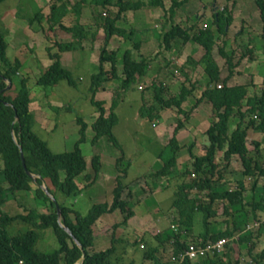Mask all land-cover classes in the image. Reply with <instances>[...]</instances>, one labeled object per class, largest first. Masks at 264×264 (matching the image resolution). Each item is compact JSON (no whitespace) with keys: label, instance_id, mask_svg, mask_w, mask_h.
<instances>
[{"label":"trees","instance_id":"trees-1","mask_svg":"<svg viewBox=\"0 0 264 264\" xmlns=\"http://www.w3.org/2000/svg\"><path fill=\"white\" fill-rule=\"evenodd\" d=\"M4 0H0V3ZM99 6L103 9L100 14L99 22L95 26L102 28L103 31V46L100 49L98 59L99 71L92 76L91 90L96 92L101 83L105 80H115L117 75V53L116 51L108 52L106 46L110 39L115 36H121L127 40L132 39L134 30H128L121 25L116 24L123 13L134 11L143 6L160 7L163 5L162 0H116L112 4L117 7L113 14L108 6L111 0H78L72 5L69 0H54L49 6V13L46 15L48 21V29L52 31L54 27L63 30L67 34H71L73 39L68 42L55 43L59 51H69L80 45L81 41L86 39L87 31L84 26L79 23L80 9L82 4ZM259 9L260 17L263 22L261 39L264 45V0H255ZM178 6L176 1H173L168 8L171 13ZM72 8V9H71ZM73 13L76 21L69 26L63 23V18ZM40 12L36 13L30 22L41 18ZM231 14L226 6L222 10L215 11L212 25L191 32L189 29L181 27L180 24H171L168 29L162 32V44L164 47L176 40L185 44L191 42L200 45L203 53L198 60V64L202 67L206 78V86L200 95V99H206L211 103L212 111L215 114V120L212 121L209 127L205 130L208 138V145L202 155H193L190 150L189 154L192 158V172L190 169H184L177 177L178 183L174 192V200L172 207L177 210L179 216L177 218L176 231H169L167 238L172 242L170 260L175 264H196L188 260H179V256L187 249L189 243H205L215 241L222 237H229L236 232H242V229L234 232V229H224L214 231L211 228L210 218L215 216V206L220 199L226 200L227 205L223 206V213L228 214L230 208H234L235 212L240 211L245 205H250L253 211V217L256 218L257 211L264 213V183L261 189L259 200L255 201L254 196L249 200L245 197V188L242 181H237L235 189L216 191L212 188V177L215 171H219V164L216 160L218 154H222L225 164L229 163L232 156H238L241 160L243 171L242 174L246 177L253 178L252 190L255 189L257 178L264 177V164H260L258 157L259 151L264 149V136L253 144V149L250 150L246 144L247 128L253 127L264 134V88L261 89L259 96H247V85L236 84L228 86L226 81L233 74L235 63L232 55L224 52L223 46L218 49V52L225 59L228 74L222 80L220 79V69L212 56V48L216 43L220 34L226 32V27L229 25ZM94 35V33H93ZM133 47L138 48L139 42L134 41ZM6 41L4 34L0 30V90L7 85V81L14 86V96L6 95L5 92H0V161L2 167L0 169V208L10 195L19 192H26L32 189L30 183L35 184V192L38 199L46 201L51 210L47 212H39L36 209L29 210L26 214L9 215L2 212L0 209V264H74L84 253V261L82 264H121L120 259L126 253L123 246L122 251H118L117 244L123 242L122 239L115 237L114 231L120 224L125 223L128 217L132 214L129 208L132 205V197L127 193L137 189L139 186V178L129 183H123L121 176L116 177V184L112 189L113 198L111 203L103 202L93 204L85 215L72 210L65 204V199L71 195H76L82 188H78L75 179L86 170V161L79 147V144L84 141L85 124L78 119L80 123L79 139L74 144L70 151L53 153L47 146V143L39 138L32 130L33 113L29 109V90L27 87V78L20 76L18 70L20 62L18 60L10 61L6 56ZM46 50L50 51V47ZM52 63L40 73L36 79V83L43 87L54 86L61 80H65L69 85L75 83L71 77L70 71L60 63L59 53L50 54ZM109 63L110 69L104 71L103 63ZM147 60L141 58L137 61L132 57L130 49H125L121 55V75L118 94L124 92L132 83L145 75L147 70ZM108 75V76H106ZM221 82V83H220ZM220 83L221 86L217 87ZM264 84V83H263ZM152 88V104L142 106L139 109V114L143 117H148L151 122L158 117V104L164 108H176L178 113L185 114L181 108L188 95L191 93L192 87L187 88L182 85L179 92L166 99L161 98L162 88L156 84L151 85ZM148 89V88H147ZM121 96V95H120ZM120 96L117 97L120 98ZM115 96L112 98L109 106V111L105 114L103 101L91 99L92 104L96 107L98 116L91 123L93 131L92 144H94L101 136H106L107 139L116 147H118L116 139L112 133V128L117 122V117L114 108L117 105ZM245 103L248 108L243 112L239 110L242 104ZM147 105V104H146ZM237 109L239 111L240 121L236 127L228 134V120L232 112ZM246 113H254L258 118L257 121L251 119L248 121V126L242 127L241 122ZM181 120H177L173 129L171 138L166 143V152H169L168 157L164 160L163 165L154 173L155 177L167 176L170 170L176 165V153L180 146L176 139V133L181 128ZM15 136V139L13 137ZM259 146H263L259 149ZM22 150L25 168L31 173L37 175L35 179L30 178L21 164L20 150ZM253 151V152H252ZM221 152V153H220ZM119 160V159H118ZM90 166L93 170L92 179L97 177L101 163L99 155L95 154L91 157ZM63 172L61 177L60 172ZM125 175V169L123 170ZM197 177L190 179L189 188H186L185 178L187 175ZM209 175V176H208ZM89 179L91 176L85 174ZM220 177V176H219ZM144 181H148L143 178ZM2 183L7 184V188L1 186ZM44 183L48 191L53 195L55 201H51L43 192L40 185ZM149 183V181L147 182ZM193 185L198 187L208 188L206 200L198 198V195L191 197L190 190ZM124 192L126 193L124 195ZM60 195V198L59 196ZM55 203L60 209L61 222L67 226L72 236L64 231L57 223V212ZM119 210L123 215L121 223L112 225V236L110 246L104 250L90 251L93 247L94 240L106 234L108 227L105 226L101 230H94V224L105 213H111ZM200 213L201 217L197 220L201 221L202 230L196 234H192L194 227L195 214ZM73 214V217L71 216ZM260 218V217H259ZM257 219V218H256ZM14 221H22L32 228L18 234L9 235L7 226ZM235 225V224H234ZM262 224L260 227H263ZM259 227V228H260ZM51 228L56 235L59 247L50 252H40L35 249V244L38 234L35 229ZM193 235L194 241L188 242L186 235ZM165 237V238H166ZM73 238L81 244L80 249L74 242ZM146 245L143 249L144 259L154 261V264H163L157 257V253L164 244V238L159 233L143 235L142 239ZM252 230L243 232L239 238L232 242L230 246L225 248V252L220 255H214L211 258L205 257L202 259V264H243L238 255V246H246L251 243ZM143 243V248L145 247ZM136 244V243H134ZM252 246L247 248V254L250 255L248 264H261L264 259V249L255 257L252 255ZM235 251V252H234ZM170 262V261H169Z\"/></svg>","mask_w":264,"mask_h":264},{"label":"rangeland","instance_id":"rangeland-1","mask_svg":"<svg viewBox=\"0 0 264 264\" xmlns=\"http://www.w3.org/2000/svg\"><path fill=\"white\" fill-rule=\"evenodd\" d=\"M41 1L42 0H4L0 3V15H2L3 12L8 7L16 8V10H18L19 14L21 15L31 16L30 14H36L38 12H44L45 14H48L49 6L44 5L42 8H40ZM53 1L54 0H50V3ZM69 1L72 5L75 0H69ZM115 1L116 0H111V4L108 6V8L111 10L113 14L117 10V7L112 4ZM206 1L208 2V4L206 3ZM28 2H30V4H28ZM231 2L232 1H229V3ZM201 3L207 4L206 9H204V7L200 5ZM213 3H214L213 0H201V2L199 0H195L191 4V8L193 9L199 8L205 11L206 14H209V17L206 18L212 21L213 19L211 17L212 11L210 7ZM87 4L83 6L82 12L84 15H86V18L94 19L93 15H95L96 9H101V7L91 6L89 4L87 7ZM220 4H227V0H221ZM90 7H92L93 9H91ZM71 17L72 15H68L65 18H63V23L64 24L68 23ZM42 18H44V15H42ZM34 21L37 22V20ZM144 22L145 23L143 24L142 29L135 28L136 30H134L131 40L130 39L127 40L125 38H122L121 36L115 35L110 39L108 46L105 47L108 52L116 51L117 53V57H118L116 63L117 72L118 70L119 71L121 70V55L125 50V48H127L128 45L131 46L132 49L134 48L131 43L132 41H136V40L141 41L142 39H144V41L147 42L150 40L151 41L150 43L152 44V40L154 39L152 45L154 48L149 50L148 53L152 54L154 50L158 49L159 45H161L162 52L164 54H167V52L163 49L164 45L162 44V29L158 27L160 26V20L147 18L145 19ZM202 27L205 28L207 27V25L204 23ZM238 28L242 29L244 27L238 25ZM125 29L128 30L129 27L127 26L125 27ZM0 30L4 34V39L7 42H9L10 39L8 36H10L9 33L10 31L6 26V22L5 23L0 22ZM241 33H243V31ZM150 36L152 38H150ZM230 45H232V42ZM42 46H40L36 41L34 50L36 52H40L43 50ZM102 46H103V39L101 40L99 39L98 43H96V48L94 51V59H96L95 60L96 62L94 64L91 65L88 64L89 62L88 57L89 55H91V52H88L86 56H81V55L80 57L75 56L74 63H72L71 67L67 66L71 73V77L75 81L73 85H69L67 81L61 80L57 83L56 86L42 87V91L44 92V94L41 93L40 94L41 97L55 101L53 106L50 108V112L45 110L46 115H48L47 117L51 118L49 119L51 128L50 129L47 128L46 130L40 129L39 126L37 125V121L34 119V121L32 122V126H33L32 130L39 138H41L47 143V146L51 152L60 153V152L70 151L73 149L74 144L81 136L79 134L80 123L78 122V119H80L85 124L86 129L84 132V141L79 144V147L82 151L84 159H86L88 162L89 167L87 173L91 177L89 179L88 178L85 179L84 174H80V176L77 178L79 184L86 186L88 182H91L93 176V170L90 166L91 157L98 153H100V155L102 156V153L97 152V150H102L105 146H107V148L110 149L111 154L113 150L117 151L118 149V151H120L121 156L122 157L124 156L123 158L124 160L122 161V163L121 162L119 163V167H118V169L122 172L125 169V176L124 173L123 175H119L121 176V180L123 181V183L126 184L129 183L130 181L132 182L136 180V177L138 176L139 180L136 182L137 183L139 182L140 187L144 186L145 181L143 178L150 181L151 184L148 183L146 185L149 186L151 185L152 187L154 181L162 180V178L159 179L160 177H155L154 173L163 165L164 160L169 155V152H166L167 148H165V146H166V142H168V140L170 139L169 136L170 134L168 132L173 127H175L174 124L176 123V120L174 119L171 120V123H169L168 125L164 121L162 122L160 121V128L167 130V133H165L161 137L159 134L160 129L157 128L154 129L155 128V125L153 124L154 121L151 122L148 117H143L139 114V109L142 106L146 107L153 103L152 92H151L152 90L145 88L143 90L138 89V84L143 82V80L140 81L137 79L136 82L132 83L124 92H121V94H118V91H120L119 88L120 83L118 81H115L114 79L109 81L106 80L105 82L109 83L110 92L106 90V93H103L100 90V93L99 92L93 93L91 90L92 76L99 71V63L97 61L99 59L100 49ZM221 46L225 47L224 45H222V42L216 44L217 52H214V54L215 56H217L216 57L217 62L220 63V65L223 68L224 65L226 66V63L224 58L218 52V49ZM246 46H247V42L245 41V36H242L240 39H237V41L234 43V49L231 50L230 48L228 52H232L233 53L232 57H234L236 60L237 58L239 59L238 69L240 70V76L236 79L238 81L245 82V84L248 85L247 96H250L251 94L259 96L261 93V87L264 85L263 84L264 73H262L263 79H260V81L262 82L257 81L258 84H251V87H249L250 85L247 84V82L250 81L251 74L249 68L248 69L245 68V64L246 63L248 64L251 61V59H250V55L247 53ZM133 50L132 53H134ZM57 51L59 52L58 48ZM9 52H10L9 50L6 52V56L8 58L11 56V53ZM28 54L31 56L30 52ZM37 55L39 54L37 53ZM28 61L30 60L28 59ZM159 63L162 64V60H160ZM261 63L264 66V62ZM25 65L27 67L29 66V63L27 62ZM102 68L104 71L105 69L109 70L110 69L109 63L107 62L103 63ZM39 72H37L36 69H33V73L29 74L30 81L28 83V88L32 90L31 94H33L34 89H36L35 86L36 84H34L35 82L32 83V80L36 76H39ZM197 72L198 75L201 74L200 69H198ZM23 74L27 75L25 72ZM183 85H189V83L186 84L185 82H183ZM4 92L6 95L8 94L11 97L14 96L15 95L14 86L10 84V87L6 89ZM114 96L116 99L118 96H120V98L117 99L118 100L117 105L114 108V112L117 117V122L112 128V133L116 139L118 147L108 142L106 136H101L97 144L93 145L91 140L93 137L91 123L93 121L92 115L94 114L96 107L94 106V104H92L91 99L93 98L94 100H100V101L106 99L105 107L109 108L112 98ZM143 98L144 99L150 98L149 100L150 102L149 101L143 102L142 100ZM154 105L155 107L157 106L158 109L161 108L160 106H158V104L154 103ZM242 107H244L243 109H245L246 105L243 104ZM168 111L170 114L174 115L175 112L174 109L171 108L168 109ZM33 113L36 114L35 112ZM184 115L185 114H183V116ZM244 118L242 119L244 125L248 124V121H250L251 119H254L255 121H257L258 119L254 113H246ZM239 119L240 117L237 111L235 112L233 111L228 120L229 132L236 127L237 121ZM198 132L199 133L195 135L194 138L196 139L195 140L196 144L199 146V142L202 140V136H204V133L202 129L201 130L198 129ZM184 142L186 144L183 145L184 147L183 146L180 147L179 149L180 151L176 156V159L178 160L176 166H174L170 170L167 176L163 177V181H161L160 186H158L159 191H157L153 196H151L152 194L151 195L148 194L146 191H143L144 194L141 195L139 190H138L139 192H136L135 190V192L131 191L127 193L131 197L133 196L131 202L134 209L133 211L135 213V214H131L128 217L127 221L130 222L133 221L131 220L134 217L132 215H136V214L138 215L144 213H146L150 217V219L148 222H144L143 226L140 224L134 225L133 222H131L130 226L125 225L124 227L123 226L120 227L122 232H120V230L117 228L114 231L115 237L118 235V237H120V239L123 240V242L117 244L118 251H122V249L120 248H122L123 246L126 249V253L123 255V258L120 259L121 264H154V261L151 260L149 261L147 259L142 258L144 252L143 249L146 248V245L143 242V240H141L142 239L141 234L146 235V233L150 234V232L151 234L159 233L164 238V244L161 246L158 253L156 254L159 260L162 261L163 264H175L174 263L175 261L172 262L170 260L172 242L169 240V238L166 237L169 231L175 232L176 229L179 228V226L177 225V218L179 214L177 210L174 209V207H172V203L175 198L174 192L178 183L177 177L181 174V172H183L184 169H190V172L193 171L192 158L188 151L192 139L191 141H187V142L182 141V143ZM196 144L193 150L191 149V151L194 152L196 155L197 154L202 155L204 152H198L197 151L198 149L196 148L197 147ZM248 147H251L253 149L251 144H248ZM216 160L219 164V171L216 170L212 177L211 186L214 190L216 191L230 190V189L232 190L236 188L237 181H242L244 183L246 199L249 200L251 196H254L255 201L259 200V196L261 195L262 185L264 183V177L257 178L255 189L252 190L254 179L246 177L242 174L243 166L238 156H232L230 162L227 164H225L222 154H218ZM258 160L260 164H264V149H261L259 151ZM110 165L107 166L108 169ZM1 167H2V163L0 161V169ZM114 171L115 170L113 169V173H115ZM60 175L61 177H63L62 171L60 172ZM195 177H197V175L196 176L194 175V177L192 175H187V177L184 180L186 188H189L190 185L189 181H191L190 179H193ZM98 184L99 186H94L95 184H93L92 185L93 187L91 186L86 189L84 188L76 195H71L67 197L65 199V204L69 206L72 210L79 212L81 215H85L93 204L103 203V202L111 203L113 198V193H112L113 186L110 185V181H106L104 177V179ZM30 185L33 188L32 189L33 192L26 191V192H19L20 194L16 193L13 196L10 195L9 199L7 200L8 205L6 204L5 207H3L4 211L3 210L1 211L9 215H16L17 213L19 214V212H22V214H26L29 210H33V209H36L39 212H47L51 210V207L46 201L37 198L36 193H34L36 187L35 184L31 182ZM1 186L3 188H7L6 183H2ZM152 189H154V187H152ZM208 191H209L208 188L198 187L197 185H193L190 190V195L191 197H194V195L196 194L198 195V198L206 200V194ZM125 194L126 193L124 192V195ZM58 196L60 198V195ZM138 196H140L144 201H140V199H138ZM9 200L10 201L16 200V202H18L19 204H17L16 207L15 205L11 206L12 202H9ZM224 205H227L226 200L220 199L217 205L215 206L216 208L215 216L209 219L211 223V228L214 229V231H221L227 228L229 230L234 229V232H236L242 229V227L251 223L254 219L259 217L262 218L264 216L263 212L257 211L256 212L257 217L254 218L253 211L251 210L250 205H245L242 210L236 212L234 208L232 209L231 207L229 213L226 214L223 213ZM71 216L73 217V214H71ZM200 217H201L200 213L195 214L196 220L199 219ZM122 220H123V216H121L118 210H115L112 213L103 214L94 224V230L96 231L100 230L105 225L109 226L108 230L106 234H102L103 235L102 237H99L98 239L96 238L94 240L93 247L90 249V251L91 252L99 251L108 248L110 246V240L113 232L111 230L112 225L118 222L121 223ZM31 228L32 227L30 225L22 221H14L7 226V232L9 235H14L25 232ZM35 230L38 234V238L35 244L36 250L40 252H50L59 247L58 239L51 228L35 229ZM132 230L134 231L132 232ZM201 230H202L201 221L199 220L195 221L194 227L192 229V234H196ZM186 237L188 242H193L195 240L193 235H191L190 233L186 235ZM143 243L145 245L144 248L141 247ZM251 243L253 244L252 255L257 257L260 254V252L264 249V226L252 230ZM251 243H247L246 246H240V245L238 246L237 252L238 255H240V260L243 264H248V261H250L251 256L247 254V248L249 246H252ZM261 264H264V259H262Z\"/></svg>","mask_w":264,"mask_h":264},{"label":"crops","instance_id":"crops-1","mask_svg":"<svg viewBox=\"0 0 264 264\" xmlns=\"http://www.w3.org/2000/svg\"><path fill=\"white\" fill-rule=\"evenodd\" d=\"M75 1H78V0H75ZM141 1H147V0H141ZM173 1H176L178 3V6L175 8V10L170 15V13L167 11ZM194 1L195 0H162L163 5L160 7L143 6L142 8L138 10L128 11L126 13H123L121 17L119 18V20L116 22V24L119 23L118 25L125 26V27L128 26L129 28H132L133 30L142 29L143 24L145 23L144 22L145 19L148 18V19L160 20V26L158 27L162 29V32L168 29V27L171 24H180L181 27L189 29L191 32L197 31L199 29H203L202 26L204 23L210 27L212 25L213 19L212 21L210 19L208 20L206 17H209V14H206L205 11L199 8H196V9L191 8V4ZM199 1L201 2V0ZM229 1H232V2L229 3ZM213 2L214 3L210 7L212 11L211 13L212 18L215 14V11L222 10V7L224 6L228 8V11L231 14L230 23L226 27V32L219 35L216 43L214 44L212 48V56L220 69L221 82L227 76L228 71H227V66L224 65L222 68L220 63L217 62V58H216L217 56H215L214 54V52H217L216 44L222 42V45L225 46L223 47L224 52L233 56V53L228 52V50H230V48L231 50H233L234 43L237 41V39H240L242 36H245V41L247 42L246 50H247V53L250 55V59H251V61L248 64L246 63L247 65L245 64V68L247 69L249 68L250 74H251L250 81L247 82V84H249L250 85L249 87H251V84H258V82H262L260 81V79H263L262 73H264V66L261 63V62H264V45H263V42H261L262 41L261 32H262L263 22L261 20L259 9L255 3V0H227V4H220L221 0H218V2L217 0H213ZM49 3H50V0H42L40 8H42L44 5L50 6ZM206 3L208 4L207 1ZM28 4H30V2H28ZM86 4L87 3L82 4V7L80 9V17L78 21L80 24L84 26V30L87 31L86 33L88 37L82 40L80 45L77 46L75 49L69 50V51H59L58 52L57 47L55 46L56 45L55 43L72 41L73 39L72 35L67 34L63 30H60L59 28H56V27H54V29L50 31L47 28L48 21L45 16L47 14H45L44 12H40L42 15H44V18H42L41 16V18L37 19V22L35 21L30 22V19L35 14H30L31 16L21 15L19 14V11L16 10V8H12V7H8L3 12V14L0 15V22L1 23L6 22V26L8 27L10 31L9 32L10 36H8L10 39L9 42L5 40L7 44L5 52L9 50L10 51L9 53H11V56L7 58L10 61L18 60L20 62V68L18 70V73L20 76L22 75L27 78V87L30 81L29 74L33 73V69H36L37 72L40 71L39 72V75H40V73L43 72L52 63V59H50L49 53L50 54H53L54 52L59 53L60 63L64 67H66L68 70L69 68L67 66L71 67L72 63H74L75 56L76 57H80V55L86 56L88 52H91V55H89L88 57V60H89L88 64L91 65L96 62L95 61L96 59H94V51L96 48V43H98L99 39L100 40L103 39V31H102V28H97V26L95 25L97 22H99L100 14H103L102 13L103 9H96V13L95 15H93L94 19H91V18L89 19V18H86V15H84L82 12V8ZM207 4L201 3L200 5L203 6L204 9H206ZM87 7H88V4H87ZM90 8L93 9L92 7ZM69 15H72L71 19L68 23H65V25H68V26L72 22L76 21L74 19L73 13L70 12ZM238 25L243 26L244 28L242 29L238 28ZM242 31L243 33H241ZM150 38L152 37L150 36ZM153 40H152V44L150 43L151 42L150 40L148 42L144 41V39H142L141 41L137 40V42H139V47L133 48L134 50L131 48V46L129 45L127 46V48L130 49L133 58H135L137 61H139L141 58H145L148 63L145 75L138 78V80L140 81L143 80V82L138 84V89H139V86H141L139 90H143L144 88L145 89L148 88L152 90L151 85L154 83L162 88L161 98L166 99L168 97L176 95L179 92L180 87L183 85V82H185L186 84L189 83V85H184L187 88L192 87L191 93L188 95L187 99L184 102H182V105H181V108L183 109L184 113H186V115L183 116V114L177 112L176 108L171 107L172 109L175 110L174 115H172L168 111V109H171V108L161 107L156 110L158 113V117L155 118L153 122V124L155 125L154 129L156 128L160 129L159 134L162 137L165 133H167V130L160 128V121L161 122L164 121L168 125L169 123H171V120L174 119L177 122V120L180 117H183V118H180L182 126L181 128H179V130L176 133V139L178 141V145L182 147L183 145L186 144L185 142L182 143V141L187 142V141H191L192 139V142L189 145L190 149L188 148V151L190 150V152L193 155H196L194 152L191 151V149L193 150V148L195 147L196 139L194 137L195 135L199 133L198 129L199 130L202 129L204 136H202V140L199 142V146L196 144L197 145L196 148L198 149L197 150L198 152H204L205 147L208 145V138L205 134V130L209 127L210 123L214 121L216 118H215L214 112L212 111L211 103L208 102L206 99H200V95L206 86V78L204 76L203 69L198 64V60L200 59L203 53V49L200 45H197L191 42H186L185 44H183L180 41L176 40L175 42L171 43L169 47L163 48L167 52V54H164L162 52L161 45H159L158 49L154 50L152 54H149L148 51L154 48L152 46ZM36 41L38 42L40 46L46 43L42 46L43 50L40 52H36L34 50ZM231 42H232V45H230ZM131 43L133 44L135 42L132 41ZM47 47H50L49 53L46 50ZM132 50L134 51V53H132ZM27 52L28 53L30 52L31 56ZM37 53L39 55H37ZM28 59L30 61H28ZM234 59L235 58L233 57V62L235 63L233 74L226 81V84L228 86H232L236 84H245V82H241L236 79L240 76V70L238 69L239 59L238 58L237 60L236 59L234 60ZM160 60H162V64L159 63ZM27 62L29 63V66L26 67L25 64ZM198 69L201 70L200 75H198V72H197ZM24 72L27 75H24L23 74ZM117 75L120 78L122 77L121 70L120 71L118 70ZM119 77L116 78L115 81H118L120 83ZM37 78L38 76H36L32 80V83L35 82L34 84H36L35 85L36 89H34L33 94H31L32 90L28 88L29 99H30L29 109L32 113L33 112L36 113V114L33 113V121L35 119L37 121V125L39 126V128L46 130L47 128L48 129L51 128V124L49 120L51 118L47 117L48 115H46L45 110L50 112V108L53 106L55 101L41 97L40 94L41 93L44 94V92L42 91L43 86L38 85L36 83ZM105 81L101 83V85L98 87L96 92L100 93V90L103 93H106V90L110 92L109 83ZM56 85L57 84H55L54 86ZM262 88H264V85L261 87V89ZM149 95H150V92H149ZM252 95L253 94H251L250 96ZM142 100L143 102H147L150 100V98L149 99L143 98ZM102 101H103V107L105 110V114H107L109 111V108L105 107L106 99ZM243 108L244 107H241L239 111L243 112L245 109L248 108V106L246 105V108L245 109ZM235 111H237V109H235L234 112ZM239 111H237V113H239ZM97 116H98V112L95 110L94 114L92 115L93 121ZM239 121L240 119L237 121V123ZM241 123H242L241 124L242 127L248 126L247 124L244 125L243 121ZM175 125L176 123L174 124V126ZM173 129L174 127L168 132L170 134L169 135L170 138L173 134ZM231 131L229 132V129H228V134H230ZM246 132H247L246 144L247 145L251 144L252 147L255 141L259 142L264 136L263 132L256 130L250 126L247 128ZM98 140L93 145H96ZM205 140H206V143H205ZM108 142L110 141L108 140ZM262 147L263 146H259L258 148L261 149ZM106 148L107 146H105L102 150H97L96 148L97 152L102 153V156L100 155V153L97 154L100 157V163H101V167L97 174V177L95 179H92L91 182H88L86 186H83L79 184L77 181V178L80 176L79 175L75 179V182L78 188L86 189L88 187H91L93 184H95L94 186H99L98 183L101 182L104 179V177L106 181H110V185L113 186L114 188L116 184V177L119 175H123V172L120 171L118 167H119V163L120 162L122 163V161L124 160L123 159L124 156L123 157L121 156L120 151H118V149L117 151L113 150L111 154L110 149L109 148L106 149ZM248 148L250 150L252 149L251 147H248ZM179 151L180 150L177 151L176 156L178 155ZM197 156H200V155L197 154ZM85 161H86V170L82 174H84V178L87 179L85 174H88L87 170H88L89 165L86 159ZM177 162L178 160L176 159V163ZM108 165H110L109 169L107 167ZM113 169L115 170L114 171L115 173H113ZM163 177L165 176H162L159 178V179L162 178V180H156L153 182L152 187H154V189H152L151 185L150 186L146 185L148 184L147 183L148 181H146L144 182V186L140 187L139 185V187L137 189H133V191L134 192L135 190L136 192L140 191L141 195L144 194L143 191H146L148 194L150 195L152 194L151 196H153L157 191H159L158 186H160L161 181H163ZM136 178H139V177L137 176ZM149 184H151L150 181H149ZM32 189L29 192H33ZM138 199H140V201H144L140 196H138ZM7 202L8 201L2 204L1 210L4 211L3 207H5ZM9 202H12L11 206L15 205V207L17 204H19L18 202H16V200H11V201L9 200ZM129 210L132 212V214H135L133 211L134 209L132 205L129 208ZM19 214H22V212H19ZM144 214L132 215L134 217L131 219L133 220L131 222H133L134 225L140 224L143 226V223L148 222L150 219V217L146 213ZM121 216L123 215L121 214ZM131 222L126 221L125 223H122V225L120 224V226H118L117 229H119L120 232H122L120 227L121 226L124 227L125 225L130 226ZM105 226H108V225H105ZM133 231L134 230H132V232ZM141 235L143 236V234ZM146 235L148 234L146 233ZM116 237H118V235Z\"/></svg>","mask_w":264,"mask_h":264},{"label":"built area","instance_id":"built-area-1","mask_svg":"<svg viewBox=\"0 0 264 264\" xmlns=\"http://www.w3.org/2000/svg\"><path fill=\"white\" fill-rule=\"evenodd\" d=\"M220 86V84L217 85V87ZM140 88L141 86H139V89ZM262 224H264V216L262 218L254 219L251 223L247 224L244 227V230L242 232H236L232 236L222 237L203 245H200L199 243H189L187 249H185V251L179 256L178 261H182L185 259L196 264H202L203 258H211L214 255L223 254L225 252V248L227 246H230L232 242L236 241L241 233L259 228ZM141 247H143V245H141Z\"/></svg>","mask_w":264,"mask_h":264},{"label":"water","instance_id":"water-1","mask_svg":"<svg viewBox=\"0 0 264 264\" xmlns=\"http://www.w3.org/2000/svg\"><path fill=\"white\" fill-rule=\"evenodd\" d=\"M10 87V83L7 81V85L0 90V92H3L5 91L6 89H8ZM14 139H15V136L13 135ZM19 150H20V158H21V164L22 166L24 167V170H25V173L32 179H35L37 178L38 176L31 173L30 171H28L26 168H25V161H24V156H23V153H22V150L21 148L19 147ZM41 189L43 190L44 194L51 200V201H55V198L53 197V195L48 191L46 185L44 183H42L40 185ZM55 208H56V212H57V223L59 224V226L64 230L66 231L70 236H72V233L70 231V229L65 226L62 222H61V216H60V209H59V206L57 203H55ZM74 242L77 244V246L82 249V246L81 244L77 241V239L73 238ZM84 261V253L81 254L80 258L74 263V264H82Z\"/></svg>","mask_w":264,"mask_h":264},{"label":"clouds","instance_id":"clouds-1","mask_svg":"<svg viewBox=\"0 0 264 264\" xmlns=\"http://www.w3.org/2000/svg\"><path fill=\"white\" fill-rule=\"evenodd\" d=\"M222 9H223V7H222ZM202 28H203V27H202ZM218 84H220V83H218ZM218 84H217V85H218ZM220 85H221V84H220Z\"/></svg>","mask_w":264,"mask_h":264}]
</instances>
